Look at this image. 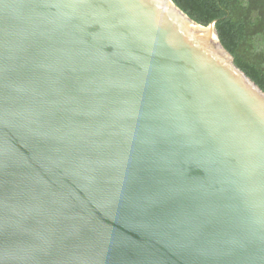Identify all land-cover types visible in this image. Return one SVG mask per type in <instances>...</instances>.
Masks as SVG:
<instances>
[{
    "label": "water",
    "instance_id": "obj_1",
    "mask_svg": "<svg viewBox=\"0 0 264 264\" xmlns=\"http://www.w3.org/2000/svg\"><path fill=\"white\" fill-rule=\"evenodd\" d=\"M0 264H264V91L172 0H0Z\"/></svg>",
    "mask_w": 264,
    "mask_h": 264
},
{
    "label": "trees",
    "instance_id": "obj_2",
    "mask_svg": "<svg viewBox=\"0 0 264 264\" xmlns=\"http://www.w3.org/2000/svg\"><path fill=\"white\" fill-rule=\"evenodd\" d=\"M201 25L214 23L234 63L264 91V0H172Z\"/></svg>",
    "mask_w": 264,
    "mask_h": 264
}]
</instances>
